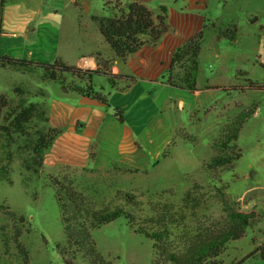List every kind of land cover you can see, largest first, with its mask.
<instances>
[{"label": "rangeland", "instance_id": "obj_1", "mask_svg": "<svg viewBox=\"0 0 264 264\" xmlns=\"http://www.w3.org/2000/svg\"><path fill=\"white\" fill-rule=\"evenodd\" d=\"M123 7L119 0L106 3L112 17L120 16ZM237 26L238 33L228 30L216 46L211 37L203 41L198 57L200 91L188 95L179 142L166 152L170 159L162 169H151L140 180L126 169L116 170L108 179L86 173L85 183H76L69 173L55 176L44 169H26L24 161L33 163V144L41 135L52 134L47 131L41 99L32 101L44 90L52 91L54 85L62 89V85L42 80V69L0 66V95L7 100L0 110V264H26L16 240L28 250L29 264H67L59 249L75 264H91L86 250L77 253L67 243L52 181L56 177L72 180L96 208L123 207L135 217L132 222L121 216L92 231L104 264H172L166 261L167 252L184 255L198 241L229 229L230 211L253 214L255 219L245 227L244 237L229 241L224 253L206 264H264L260 250L264 244L262 104L256 117L247 118L236 142L225 144L222 137L224 128L242 112L251 108L256 112L254 103H264V93L250 89L252 84L264 85V15L257 21L241 20ZM99 52L97 66L84 68L110 72L113 54ZM185 65L177 72L182 74ZM94 78L96 88L111 86L108 77ZM224 157L235 159L232 164L215 163ZM143 232L164 236L155 246Z\"/></svg>", "mask_w": 264, "mask_h": 264}, {"label": "crops", "instance_id": "obj_2", "mask_svg": "<svg viewBox=\"0 0 264 264\" xmlns=\"http://www.w3.org/2000/svg\"><path fill=\"white\" fill-rule=\"evenodd\" d=\"M108 1L0 0V57L96 67L99 50L113 54L100 31V20L112 17ZM119 1L125 9L134 2L143 4L156 24L160 8L166 7L167 31L155 44L144 35L145 44L124 61L111 59L110 73L134 81L120 79L116 88L99 85L96 91L109 95V105L55 85L32 101L41 99L48 126L59 130L43 156V169L50 175L69 173L76 183H85L86 173L108 179L126 169L140 180L151 169H162L170 159L166 152L179 142L185 127L182 113L192 96V91L168 82L174 52L200 32L216 46L228 30L239 32L241 20L257 21L264 15V0ZM257 86L249 88L264 93ZM254 104L256 117L264 103ZM115 109L123 112V122Z\"/></svg>", "mask_w": 264, "mask_h": 264}, {"label": "trees", "instance_id": "obj_3", "mask_svg": "<svg viewBox=\"0 0 264 264\" xmlns=\"http://www.w3.org/2000/svg\"><path fill=\"white\" fill-rule=\"evenodd\" d=\"M160 10L161 14L158 15V24L154 22L153 12L138 2H134L127 9L122 10L120 16L100 20V31L110 45L113 56L116 59L124 61L129 55L137 52L145 44L143 36L146 34L150 35L152 43L155 44L158 42L161 36L167 31V9L166 7H161ZM203 41V32L197 33L174 52L168 78V82L172 86L182 90H196L199 76L198 57L202 50ZM0 63L3 66L7 64L22 71L32 70L34 68L42 69L44 72L41 77L42 80L58 82L62 85L64 92H76L80 95L95 98L99 102L108 105L109 95L96 91V87L93 84L95 75L108 77L109 83L114 88L117 87V82H114L115 79L129 78L131 81H134L132 77L114 75L108 71H101L99 69H83L81 67L67 65L59 60L54 63H35L5 56L0 57ZM183 65H185L184 72L181 74L177 72V68H181ZM66 75H71L73 79L67 81ZM252 86L254 85L252 84ZM261 88H264V85ZM6 105V98L0 95V110ZM114 112L120 121L123 122V112L118 109H115ZM42 114L45 116L44 120L48 122L46 111L43 110ZM251 114H255L254 108L242 112L236 120L234 119L224 128L222 137L225 138V144L237 141L244 123ZM23 115L26 118L28 114L24 113ZM47 131L52 133L50 137L45 138L44 135H41L33 144V163L24 161L26 169L33 170L34 172L43 170L44 153L52 146L55 137L59 133L58 129L49 127L48 125ZM234 159L224 157L216 158L214 161L218 164H224L229 161L232 164ZM58 178H52V181L57 189L58 202L64 221V230L68 245L71 247L75 246L74 250L77 253L86 250L90 255L91 264H104L105 260L97 250L96 243L92 237V231L115 221L121 216L130 218L132 222H134L135 217L123 207H117L115 209L96 208L93 201L74 186L72 180H68L67 177L59 180ZM126 196L129 199H133L128 194ZM11 214L13 217H16L15 213ZM166 215L170 216V213ZM229 215L232 220V225L229 229L214 236L209 235L198 241L195 245L189 247L184 255L177 256L175 252H167L166 261L172 264H206L207 261H213L220 257L226 250L229 241L244 237L245 227L249 224V221L251 224L255 219V215L253 214H244L236 211H230ZM20 219L23 220V217ZM135 231L139 232L137 230ZM143 233L155 241V246L164 236V233H152L151 235L146 232ZM16 242L18 249L24 255L26 264H29L28 250L24 249L18 240ZM157 250L160 251L159 248ZM260 250L262 251V258L264 259V244ZM59 252L67 264H75L67 256L64 249H59Z\"/></svg>", "mask_w": 264, "mask_h": 264}, {"label": "built area", "instance_id": "obj_4", "mask_svg": "<svg viewBox=\"0 0 264 264\" xmlns=\"http://www.w3.org/2000/svg\"><path fill=\"white\" fill-rule=\"evenodd\" d=\"M249 207V206H248Z\"/></svg>", "mask_w": 264, "mask_h": 264}]
</instances>
